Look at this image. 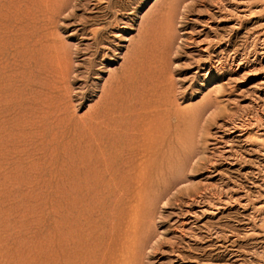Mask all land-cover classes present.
<instances>
[{"label":"rangeland","instance_id":"1","mask_svg":"<svg viewBox=\"0 0 264 264\" xmlns=\"http://www.w3.org/2000/svg\"><path fill=\"white\" fill-rule=\"evenodd\" d=\"M133 233V264H264V0H0V264Z\"/></svg>","mask_w":264,"mask_h":264},{"label":"bare ground","instance_id":"2","mask_svg":"<svg viewBox=\"0 0 264 264\" xmlns=\"http://www.w3.org/2000/svg\"><path fill=\"white\" fill-rule=\"evenodd\" d=\"M183 4V3H182ZM172 11V10H171ZM166 12V11H165ZM168 18V17H167ZM169 19V18H168ZM166 22V21H165ZM167 26L170 24V23H168V21H167ZM153 31V30H152ZM169 34V33H168ZM173 42V41H172ZM209 107V106H208ZM169 127V126H168ZM150 139H151V137H150ZM169 139V138H168ZM146 140V139H145ZM149 140V139H148ZM154 141V140H153ZM147 142V141H146ZM154 142H156V141H154ZM148 143L150 144V142L148 141ZM170 143V142H169ZM148 144V145H149ZM153 145V144H152ZM156 146H157V143H156ZM148 147V146H147ZM151 149H153V148H151ZM156 149V148H155ZM147 150V149H146ZM160 151V150H159ZM147 154H148V152H147ZM152 154V153H151ZM164 154V153H163ZM192 154V153H191ZM152 156V155H151ZM138 157V156H137ZM146 158V157H145ZM160 159H161V157H160ZM146 160L148 161V160H150V159H148V158H146ZM146 160H145V162H143V163H146ZM163 162V161H162ZM141 163V162H140ZM143 163H141L142 165H143ZM147 164H148V162H147ZM152 164V163H151ZM166 164V163H165ZM144 166V169H146L145 167H146V165H143ZM137 167H139V165L137 166ZM141 167V166H140ZM138 169V168H137ZM140 169V168H139ZM144 169H142V170H144ZM141 171V169L139 170V172ZM146 171V170H145ZM158 171H159V169H158ZM143 172V171H142ZM145 173V172H144ZM174 173V172H173ZM137 174V173H136ZM175 174V173H174ZM145 175V174H144ZM148 175V174H147ZM160 175V174H159ZM181 175V174H180ZM136 176V175H135ZM141 177V176H140ZM156 177V176H155ZM177 177H180L179 175L177 176ZM152 178V177H151ZM160 178V177H159ZM162 178V177H161ZM170 178V177H169ZM183 178V177H182ZM164 179V178H163ZM178 180H179V178H178ZM187 180V179H186ZM136 181V180H135ZM150 181V180H149ZM181 180H179V182H180ZM176 182V181H175ZM179 182H177L178 184H179ZM161 185H162V183H161ZM167 186V185H166ZM138 187V186H137ZM186 187V186H185ZM117 188V187H116ZM139 189V188H138ZM152 189V188H151ZM145 190V189H144ZM147 190H148V188H147ZM141 191V190H140ZM135 192V191H134ZM170 195V194H169ZM133 196V195H132ZM157 196V195H156ZM141 197V196H140ZM139 197V198H140ZM168 197V196H167ZM142 198V197H141ZM138 199V200H140V201H138V202H140L139 203V205H140V207H141V201H142V199ZM135 199V198H134ZM144 199V198H143ZM146 199V198H145ZM160 199V198H159ZM162 199V198H161ZM170 200V199H169ZM161 201V200H160ZM137 202V201H136ZM132 203V202H131ZM130 204V203H129ZM143 205V204H142ZM162 205V204H161ZM139 207V206H138ZM155 207V206H154ZM142 209V208H141ZM145 209V208H144ZM113 211V210H112ZM138 212H140V211H138ZM134 213V212H133ZM156 213V212H155ZM137 215H138V213H137ZM134 216V215H133ZM137 218V217H136ZM139 218V217H138ZM132 220V219H131ZM134 221H135V218L133 219ZM129 221V220H128ZM137 223H138V221H136ZM131 223V222H130ZM139 224H140V220H139ZM144 225V224H143ZM142 225V226H143ZM127 226H129V225H127ZM140 226V225H139ZM155 227V226H154ZM137 228V227H136ZM129 229V228H128ZM127 229V230H128ZM133 229H134V227H133ZM131 230V232L133 231L132 229H130ZM140 230V229H139ZM117 232H118V230H116ZM135 231V230H134ZM143 231V230H142ZM119 232H120V230H119ZM128 232H129V230H128ZM136 232V231H135ZM139 232H141V231H139ZM148 233H149V231H148ZM125 234V233H124ZM135 234V238H134V240H133V242H132V245L130 246V248L129 247H125L124 245H121V249H120V252H119V255H115L114 253L111 255V259H110V262H109V264H133L134 263V261H135V258H137V257H135V253H137V251H139V250H137V245L139 244L138 243V241H139V238H138V235H137V233H133V235ZM139 234V233H138ZM142 234H144V232L142 233ZM147 233L145 232V235H146ZM153 234V233H152ZM181 234V233H180ZM130 235H132V234H130ZM145 235H143L144 237H145ZM149 235V234H148ZM148 235H146V236H148ZM112 237H113V234H112ZM142 237V236H141ZM140 237V238H141ZM115 238V237H114ZM143 238V237H142ZM148 239H149V236L147 237ZM151 238V237H150ZM153 238H154V236H153ZM160 238H161V236H160ZM163 238V237H162ZM110 239H111V236H110ZM132 239V238H131ZM146 239V238H145ZM145 239H144V241H145ZM112 240V239H111ZM110 240V241H111ZM141 240V239H140ZM147 241H149V240H147ZM146 241V242H147ZM153 241V240H152ZM151 241V242H152ZM78 242V241H77ZM109 242V241H108ZM113 242V241H112ZM111 242V243H112ZM117 242V241H116ZM140 242V241H139ZM142 242V241H141ZM151 242L149 241V243L151 244ZM154 242V241H153ZM110 243V242H109ZM149 243H148V246H150L149 245ZM120 244V243H119ZM119 244H117V245H119ZM142 244H143V242H142ZM141 244V245H142ZM144 244H146L145 242H144ZM154 244H157L156 243V241L154 242ZM154 244H153V246H154ZM102 245V244H101ZM105 245V244H104ZM141 245H138V246H140L141 247ZM100 246V245H99ZM143 246V245H142ZM145 247H146V245H144ZM101 247V246H100ZM108 247V246H107ZM156 247V246H155ZM155 247H154V249H155ZM159 247V246H158ZM157 247V248H158ZM84 248H87V247H84ZM105 248H106V246H105ZM102 249V248H101ZM100 249V250H101ZM107 250L109 249V247L108 248H106ZM141 249V248H140ZM146 249H149V248H147L146 247ZM99 250V249H98ZM137 250V251H136ZM153 250V249H152ZM102 251H104L103 249H102ZM149 251H151V250H149ZM154 251V250H153ZM87 252V251H86ZM90 252V251H89ZM97 252V251H96ZM101 252V251H100ZM99 251H98V253H99V255L100 254H103V253H100ZM88 253V252H87ZM87 253H85V254H87ZM105 253V252H104ZM110 253V252H109ZM82 254H84V253H82ZM81 254V255H82ZM97 254V253H96ZM104 255V254H103ZM138 255V254H137ZM136 255V256H137ZM91 256V255H90ZM149 256V255H148ZM175 256V255H174ZM98 257H100L99 259H101V256H98ZM104 258H105V256H103ZM147 257V256H146ZM88 258V257H87ZM145 258V257H144ZM103 259V258H102ZM138 259V258H137ZM137 259H136V261H137ZM108 259L106 258V261H107ZM134 260V261H133ZM87 261V260H86ZM91 262H92V260H90ZM100 262H101V260H99ZM88 263H90L89 261H87ZM99 262V263H100ZM85 263V262H84ZM97 263H98V260H97ZM104 263H106V262H104ZM87 264V263H86ZM93 264H95V262L93 263ZM100 264H102V262L100 263ZM139 264V263H138Z\"/></svg>","mask_w":264,"mask_h":264}]
</instances>
